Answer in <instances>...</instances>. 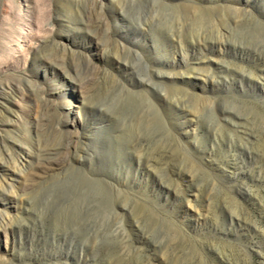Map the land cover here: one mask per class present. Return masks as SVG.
Returning <instances> with one entry per match:
<instances>
[{"label":"rangeland","instance_id":"obj_1","mask_svg":"<svg viewBox=\"0 0 264 264\" xmlns=\"http://www.w3.org/2000/svg\"><path fill=\"white\" fill-rule=\"evenodd\" d=\"M258 57L264 0H0V264H264Z\"/></svg>","mask_w":264,"mask_h":264},{"label":"bare ground","instance_id":"obj_2","mask_svg":"<svg viewBox=\"0 0 264 264\" xmlns=\"http://www.w3.org/2000/svg\"><path fill=\"white\" fill-rule=\"evenodd\" d=\"M192 14H193V12H192ZM194 14H195V12H194ZM198 14H201L200 12H198ZM218 29V28H217ZM218 32H217V36L215 37V38H213L214 40H212L211 41V43L210 44H208L207 43V41L206 40H204V39H202V38H199L198 40H194L192 37L190 38V35H189V37H188V39H186V43L187 44H185V46H184V48L186 49V48H188L187 50H189V48L191 49V48H197V49H199V50H203V49H212L214 46H217V47H221V46H223V45H226V41L224 40V38L226 37V34H225V32H222L221 30H217ZM188 36V35H187ZM195 36V35H194ZM198 36V35H197ZM174 37V36H173ZM201 37V36H200ZM172 38V37H171ZM176 37H174V38H172L171 39V44L172 45H174V43L176 42V43H178V44H180L181 46V49L183 50L184 48H182V44L184 43L183 41V38H182V36H178L177 35V38L175 39ZM197 38V37H196ZM234 43V42H233ZM178 44H177V46H178ZM228 44V43H227ZM203 46V47H202ZM237 46V45H236ZM236 46L234 45V48H236ZM232 47H233V45H232ZM239 49H241V51H246V50H244V48H241L240 46H239ZM254 58V57H253ZM256 61L258 62V63H260V62H262L261 64L263 65L264 64V62H263V60H262V58H257L256 59ZM130 66V65H129ZM195 70V69H194ZM262 70H264V69H262ZM207 72V71H206ZM208 73H210V71L208 72ZM210 76V75H209ZM153 77H152V74L150 75V79H149V82H153L154 83V81H153V79H152ZM76 83H78V84H80L81 85V83H82V80H79V81H75ZM149 82L148 81H144V80H142V81H140V82H137L136 83V85L137 86H146V84H149ZM2 89V88H1ZM130 91V90H129ZM2 90L0 91V95H2ZM38 96V95H37ZM38 101V100H37ZM48 113V112H47ZM188 113H191L190 111L188 112ZM222 113L224 114V115H227V117H228V115L229 114H231V112L230 111H226V110H224V111H222ZM45 114V113H44ZM192 114V113H191ZM226 120H227V118H225ZM137 144V143H136ZM2 146H5L4 145V143L2 144ZM52 147V146H51ZM50 146H46V147H37V149L36 150H34L33 152H32V155H33V157L35 158V160H36V162H37V166L39 167V168H41V169H54V168H56V167H58V166H60V162L59 161H57L55 158H53V156L52 155H54V151L56 150L54 147H52L51 148ZM22 148V147H21ZM24 152H25V155H30V151H28L27 149H25L24 150ZM147 162V161H146ZM89 179V178H88ZM92 180V179H91ZM119 207V206H118ZM120 207H123V205H120ZM122 209V208H121ZM123 210V209H122ZM119 211H121V210H118V209H115V207H114V215H115V217L117 218V216H118V214H119ZM62 236V235H61ZM62 239H64V241H66V243H69L70 244V242L71 241H68L67 240V238L66 237H61ZM60 238V239H61ZM69 244H66V245H69Z\"/></svg>","mask_w":264,"mask_h":264}]
</instances>
